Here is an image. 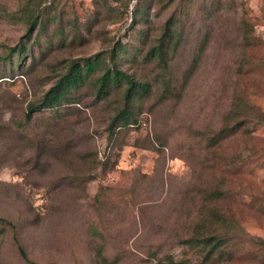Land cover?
<instances>
[{"label": "rangeland", "instance_id": "obj_1", "mask_svg": "<svg viewBox=\"0 0 264 264\" xmlns=\"http://www.w3.org/2000/svg\"><path fill=\"white\" fill-rule=\"evenodd\" d=\"M112 65L151 85L129 124L93 87ZM0 217V264H264V0H0ZM203 224L214 262L179 243Z\"/></svg>", "mask_w": 264, "mask_h": 264}, {"label": "trees", "instance_id": "obj_2", "mask_svg": "<svg viewBox=\"0 0 264 264\" xmlns=\"http://www.w3.org/2000/svg\"><path fill=\"white\" fill-rule=\"evenodd\" d=\"M37 20L32 17L29 21L30 27L36 24ZM174 23L167 25L166 27H172ZM169 37L170 32L167 28V32L164 34ZM26 48L24 45L19 47V50ZM167 52L166 45L162 40L159 45L152 47L147 51L146 60L158 59L160 62H164V56ZM101 66V60L99 55L94 57L84 58L80 61H72L65 73H63L56 83L52 85L44 94L38 108H52L60 106L64 100H68L73 90H76L84 85V83L92 77V74L99 70ZM93 87L96 92V96L101 99H106L113 91L123 87V98L125 106L117 112L112 122H123L129 124L128 120L132 115L131 103L139 96H145L150 93L151 85L145 80H135L124 71L120 70L117 66H105L102 68V72L94 78ZM33 107L29 108L32 111ZM31 119L30 112L26 114V121ZM117 126V125H116ZM236 127H232L230 131H235ZM229 132V129L222 128L219 134L223 137ZM221 138V137H220ZM6 220L0 217V225H3ZM5 230V228L3 229ZM181 245L186 244L189 247H198L203 253V259L205 262L216 261L218 258L224 255V245L226 240L223 237L217 235L205 233V225L198 226L194 229L192 236L181 239L179 242ZM20 253L25 256V252L19 247ZM157 264H189L188 259L176 260L171 255H166L163 259H160Z\"/></svg>", "mask_w": 264, "mask_h": 264}]
</instances>
